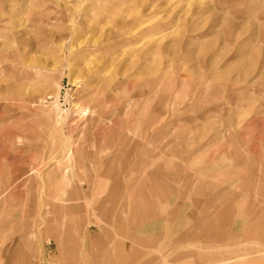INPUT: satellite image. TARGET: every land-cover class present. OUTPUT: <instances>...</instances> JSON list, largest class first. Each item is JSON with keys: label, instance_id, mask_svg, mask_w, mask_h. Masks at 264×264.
<instances>
[{"label": "rangeland", "instance_id": "obj_1", "mask_svg": "<svg viewBox=\"0 0 264 264\" xmlns=\"http://www.w3.org/2000/svg\"><path fill=\"white\" fill-rule=\"evenodd\" d=\"M235 156L264 174V0H0V264H264V199L206 234L133 201L181 167L240 193Z\"/></svg>", "mask_w": 264, "mask_h": 264}, {"label": "crops", "instance_id": "obj_2", "mask_svg": "<svg viewBox=\"0 0 264 264\" xmlns=\"http://www.w3.org/2000/svg\"><path fill=\"white\" fill-rule=\"evenodd\" d=\"M235 159L238 162L245 160V157L235 156ZM245 163L249 166L248 168L237 169L233 172L236 173L234 174L235 185L240 187V193L234 191L230 184L232 183V171L216 168L193 170L187 174L182 167L176 168L170 174L160 169L159 172H151L148 177L141 180H131L130 185L134 186L131 189L135 190L133 201H143L145 204L143 205L145 210L143 223L149 224L151 228L156 227L157 222L168 223L170 216L168 208L170 204H174L175 223L183 227V233L186 229H191L197 234L203 232L206 234V232H213L214 223L210 219L215 215L209 212L212 209L224 210V213L220 214V211L218 216L224 215L223 217L228 218L233 216L231 209L235 208L233 205L235 201H249L253 203L254 208L261 207L264 199V174H261L253 165ZM199 172L208 174L201 175ZM213 173L214 176L218 173L224 177L222 186L221 182H216V180L201 178L211 177ZM119 183L122 184V180ZM120 184L116 187L122 188ZM199 210L204 212L199 213ZM55 249L57 252L47 254V261L44 264H59V261L68 264L66 254H60L57 246Z\"/></svg>", "mask_w": 264, "mask_h": 264}]
</instances>
